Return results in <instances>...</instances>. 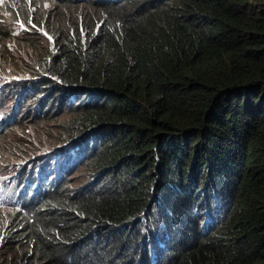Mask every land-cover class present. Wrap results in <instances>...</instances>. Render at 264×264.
Instances as JSON below:
<instances>
[{"label": "trees", "instance_id": "16d2710c", "mask_svg": "<svg viewBox=\"0 0 264 264\" xmlns=\"http://www.w3.org/2000/svg\"><path fill=\"white\" fill-rule=\"evenodd\" d=\"M90 12L39 65L44 80L79 85L75 119L100 141L99 184L29 211L9 238L29 251L9 264H59L50 253L152 264L139 230L172 194L183 201L166 204L175 220L160 264H264V0H118ZM8 32L0 21V39ZM204 192L223 216L209 233Z\"/></svg>", "mask_w": 264, "mask_h": 264}, {"label": "clouds", "instance_id": "9594fccd", "mask_svg": "<svg viewBox=\"0 0 264 264\" xmlns=\"http://www.w3.org/2000/svg\"><path fill=\"white\" fill-rule=\"evenodd\" d=\"M115 1L118 0H0V21L9 31L7 37L0 39V146L7 148L0 154V264L14 263L20 251H29L28 246L19 245L20 240H9L11 230L24 224L29 211L45 208L55 192L73 201L99 184V176L93 171V159L100 141L94 128L82 131L75 119L81 112L75 105L79 104L83 93L78 94L77 83L63 84L57 75L44 80L47 74L42 72L39 63L47 54V48L56 44L57 36L58 40L63 37L66 26L85 28L84 15L87 17L91 9ZM45 2L49 5L53 2L56 13ZM82 3L87 6L85 9L76 8ZM11 18L13 20L9 21ZM13 23L15 27H11ZM63 112L66 116L58 117ZM44 114L46 118L54 115L50 121L53 132L39 144L40 131L35 127L27 129L21 122L25 117L40 120ZM31 133L38 140L36 147L29 145L34 138ZM78 164H83L86 178L81 183L71 182L68 174ZM210 200L211 196L204 192L197 205L200 226L207 233L216 226L217 218L220 222L223 219ZM181 201L183 199H176L173 194L166 197L162 207L157 209L163 214L155 210L153 225L139 230V253L144 254L143 248H150L152 264H160L165 250L170 248L168 231L175 214L166 204L172 202L180 209ZM38 256L33 254L29 259ZM48 256L58 258L59 264H83L66 254ZM136 259V264L145 261V257Z\"/></svg>", "mask_w": 264, "mask_h": 264}, {"label": "rangeland", "instance_id": "374dc122", "mask_svg": "<svg viewBox=\"0 0 264 264\" xmlns=\"http://www.w3.org/2000/svg\"><path fill=\"white\" fill-rule=\"evenodd\" d=\"M46 3V2H45ZM53 2H51V4H47V7L51 10L54 11L56 13V8L52 5ZM85 3H82L81 5H78L76 8H82L85 9L87 6L84 5ZM59 16H63V15H59ZM13 19L11 18L12 21ZM11 27H15V24H11ZM17 35V30H15L14 32ZM17 40V39H15ZM13 51V49H11ZM47 114H44L42 116V118L40 120L36 119V118H30V117H25L24 121L21 122V124L26 125L27 129H31V128H37L40 131V136H39V144H43L47 138L49 136L52 135L53 129L50 128L51 125V120L54 118V115L51 117L46 118ZM66 116V113L63 112L61 114H59L58 117L60 118H64ZM58 119V118H57ZM57 122H59V119L56 120ZM50 122V123H49ZM19 132V131H18ZM6 134H9V132H7ZM31 135L33 136V134L31 133ZM34 138H31L32 141H29V145H32V147H36L38 140L35 138V136H33ZM7 151V148L4 147V145L0 146V154L2 152ZM37 152V151H36ZM27 153V152H25ZM0 159H2V157H0ZM69 176V180H71V182H75V183H81L82 181H84V179L86 178V170L84 169L83 164H78L75 166L74 169L70 170V173L68 174ZM216 224L217 225L220 222V218L216 219Z\"/></svg>", "mask_w": 264, "mask_h": 264}]
</instances>
